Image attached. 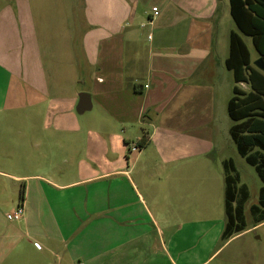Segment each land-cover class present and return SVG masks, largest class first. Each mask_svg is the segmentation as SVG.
Segmentation results:
<instances>
[{"label":"crops","instance_id":"obj_1","mask_svg":"<svg viewBox=\"0 0 264 264\" xmlns=\"http://www.w3.org/2000/svg\"><path fill=\"white\" fill-rule=\"evenodd\" d=\"M0 3V264H213L245 231L213 251L225 220L206 251L204 227L219 221L171 230L134 176H181L213 149L218 86L204 67L228 0ZM81 93L91 108L79 114ZM144 126L149 144L132 150Z\"/></svg>","mask_w":264,"mask_h":264},{"label":"rangeland","instance_id":"obj_2","mask_svg":"<svg viewBox=\"0 0 264 264\" xmlns=\"http://www.w3.org/2000/svg\"><path fill=\"white\" fill-rule=\"evenodd\" d=\"M2 3H0V7ZM221 29L217 37V52L214 54V65L207 64L205 71L208 72L205 85L210 90L218 86L213 105V126L214 135L213 149L203 157V162H187L181 176L159 178H139L134 176L140 194L149 205L156 201L161 209L154 211L161 215L162 225L176 230L185 220L194 221L196 219L215 220L219 222L207 223L205 225L206 240L205 249L210 250L221 234L220 225L226 220L224 211V189H225V170L222 161L231 159L234 163L236 174L239 176L237 187L245 186L249 197L244 205L245 233L235 239L232 244L224 247L222 256L220 255L213 264L221 261L222 257L231 250L246 251L247 256L242 255V262L245 264H264V223L257 225L250 214V207L257 205L258 194L264 184L258 178L253 167L249 166L245 160L237 153L234 142L229 135V129L233 122L230 120L226 109V98L232 96L231 88L234 86L232 73L226 70L219 59L227 55L228 52V32H236L246 44L251 65L260 59L255 51L251 39L241 35L236 29L229 13L225 7L221 11ZM264 74V71H263ZM216 82V83H215ZM226 85V86H225ZM238 88L247 93L250 89L245 83L238 84ZM143 129L150 131L147 126ZM141 134V131H140ZM145 148V147H144ZM143 148V149H144ZM132 150L141 151L132 145ZM145 155L153 157L150 150H146ZM144 159V158H142ZM142 161L138 167H142ZM144 183V185L142 184ZM166 205V206H165ZM167 205H173V210H169ZM184 205H187L184 206ZM3 216L8 212L7 206L1 208ZM12 214V213H11ZM215 242L213 241V238ZM224 240L218 239L213 247V251L218 249ZM244 253V252H243Z\"/></svg>","mask_w":264,"mask_h":264},{"label":"trees","instance_id":"obj_3","mask_svg":"<svg viewBox=\"0 0 264 264\" xmlns=\"http://www.w3.org/2000/svg\"><path fill=\"white\" fill-rule=\"evenodd\" d=\"M230 17L238 32L251 39L259 58L264 63V0H228ZM225 68L233 75L234 87L227 103V114L233 122L229 135L237 153L254 168L264 184V74L263 70L251 65L249 50L242 38L234 31L229 34L228 56ZM249 86L247 93L238 84ZM148 133L143 130L141 139L135 144L143 149L149 144ZM225 170L224 211L225 226L222 240L245 231L244 205L249 194L239 184L232 160L223 162ZM23 188L20 201L23 200ZM250 214L256 224L264 222V186L260 188L257 205L250 207Z\"/></svg>","mask_w":264,"mask_h":264},{"label":"water","instance_id":"obj_4","mask_svg":"<svg viewBox=\"0 0 264 264\" xmlns=\"http://www.w3.org/2000/svg\"><path fill=\"white\" fill-rule=\"evenodd\" d=\"M255 66L258 68V69H261L264 71V63L262 62L261 59H259L256 63H255ZM91 108V101H90V97L88 94L86 93H81L79 95V99H78V104H77V107H76V111L77 113L79 114H82L84 113L85 111H89Z\"/></svg>","mask_w":264,"mask_h":264},{"label":"built area","instance_id":"obj_5","mask_svg":"<svg viewBox=\"0 0 264 264\" xmlns=\"http://www.w3.org/2000/svg\"><path fill=\"white\" fill-rule=\"evenodd\" d=\"M23 213H24L23 208L22 206L19 205L18 208L12 214L6 215V219L8 221H13V222L20 221L23 216Z\"/></svg>","mask_w":264,"mask_h":264}]
</instances>
